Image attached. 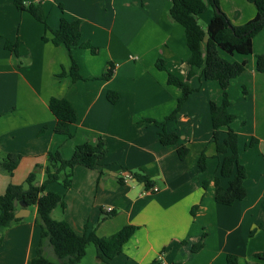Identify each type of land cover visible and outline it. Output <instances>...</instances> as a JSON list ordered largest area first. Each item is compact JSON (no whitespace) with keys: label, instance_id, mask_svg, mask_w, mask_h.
<instances>
[{"label":"crops","instance_id":"crops-1","mask_svg":"<svg viewBox=\"0 0 264 264\" xmlns=\"http://www.w3.org/2000/svg\"><path fill=\"white\" fill-rule=\"evenodd\" d=\"M23 1H42L51 29L63 17L79 20L81 42L98 52L53 45L44 24L19 11L14 0H0V164L9 154L22 156L13 175L0 168V194L10 185H24L36 166L47 165L49 153L69 159L77 145L103 138L107 157L101 166H76L69 189L62 181L49 186L64 200L53 212L55 220L85 236L110 237L125 226L137 227L112 264H228V255L237 256L239 264H264L257 257L264 254V73L257 70L264 29L254 38L252 55L232 58L246 63V71L229 86L228 111L235 117L231 129L239 137L247 196L225 206L217 202L216 183L226 188L232 178L221 176L224 156L217 153V144L227 138L228 129L212 141L210 111L212 102L222 103V90L187 63L185 31L169 14L171 0ZM223 11L234 25L257 15L248 0H233L230 12ZM213 16L214 10L201 15L203 28ZM6 41H19L18 58L5 49ZM72 59L82 77L76 82L70 76ZM110 63L113 76L106 80L102 77ZM170 74L193 92L170 84ZM111 93L118 95L115 103ZM52 98L67 99L76 111L71 137L55 133ZM182 98L175 120L164 126L147 121H164ZM163 133L177 135L178 141L164 145ZM252 139L258 142L250 146ZM180 146L189 150L184 160L178 156ZM203 153L204 171L198 165ZM135 173L148 176L154 190L136 181ZM44 178L42 168L38 183ZM28 210L4 232L0 264H31L36 257L41 228L37 207ZM200 243L203 247L195 251ZM44 254L57 263L48 244ZM78 264H101L94 244L87 245Z\"/></svg>","mask_w":264,"mask_h":264},{"label":"trees","instance_id":"trees-1","mask_svg":"<svg viewBox=\"0 0 264 264\" xmlns=\"http://www.w3.org/2000/svg\"><path fill=\"white\" fill-rule=\"evenodd\" d=\"M248 1L257 8V15L244 25H234L231 22L227 14L220 9V0H208V2L205 0H171L169 10L171 18L184 28L190 52L187 63L193 69L200 70L205 80L218 82L222 90V103L217 105L212 102L210 111L213 125L211 140L216 142L221 130L228 129L227 138L223 143L217 144V153L224 156L221 163V176L232 178L226 188L216 183L217 202L225 206H232L247 196L245 187L247 171L240 162L238 134L231 129L235 117L228 111L230 106L228 90L232 80L246 71L245 62L232 60V58L252 55L254 38L264 29V0ZM14 3L19 11L29 13L34 19L45 25L46 31L52 35L53 45L65 46L70 52L75 48H83L97 54L96 48L81 42V22L79 20L70 21L63 17L59 27L51 29L42 1L29 5H26L23 0H14ZM209 7L213 8L214 16L207 27L203 28L199 24V16L203 15ZM43 41H49L46 35L43 37ZM5 49L18 58L19 41H6ZM161 67L162 62L158 64V68ZM257 70L264 73V55L257 57ZM70 76L74 82L82 79L79 66L74 59H72ZM112 76L113 65L110 63V68L102 78L109 80ZM169 83L181 90L193 92L172 74H170ZM109 97L112 103L118 99L117 93H111ZM185 100L186 98L180 99L178 108L164 121L159 122L151 119L147 121L156 126H164L169 121L175 120ZM49 109L56 119L55 133L71 137L70 127L77 120L76 111L71 103L64 98H52L49 102ZM177 141L178 136L175 134L163 133L161 135V143L164 145L175 144ZM257 142V139H252L250 146ZM188 151L187 147L180 146L178 149L179 158L184 160ZM106 157L107 146L103 138H100L96 144L85 142L75 147L74 154L69 159H64L59 152L49 153L47 165L45 167L36 166L24 185H10L4 194H0V247L3 243L4 232L22 221V218L15 217L20 206L16 207L14 202L18 201L26 203L28 207H37V224L41 228V242L31 264H78L86 254L87 245L91 243L98 250V259L101 264H112L113 259L123 252L124 246L131 240L138 228L128 225L110 237H99L95 232L88 236L79 235L67 222L57 221L53 218V212L57 207L64 206V200L61 195L48 190L49 186L60 181L65 189H69L76 166H84L93 170L101 166ZM21 159V155L9 154L0 164V168L13 175ZM206 163L207 157L203 153L198 161L201 170H206ZM42 168L45 178L39 184V170ZM133 177L136 181L144 183L147 190H154V183L148 176L135 173ZM196 209L197 207L193 208V215ZM109 214L114 215V212ZM254 234L255 231H252L251 236ZM45 244L52 248L58 263L45 256ZM202 247L203 243H200L194 247V250L197 251ZM257 257L264 261V254H258ZM227 261L228 264H239V259L235 255H228Z\"/></svg>","mask_w":264,"mask_h":264},{"label":"rangeland","instance_id":"rangeland-1","mask_svg":"<svg viewBox=\"0 0 264 264\" xmlns=\"http://www.w3.org/2000/svg\"><path fill=\"white\" fill-rule=\"evenodd\" d=\"M232 4H233V0H220V9L223 11V8H226V9L229 8V12H230V7L232 6ZM251 6L255 7L253 4H251ZM255 9H256V7H255ZM208 11L213 12V8L209 7ZM205 15H207V14H205ZM199 24L201 26H203V24H204L201 16H199ZM93 247L94 246H92L91 249H94ZM55 259L57 260V258H55ZM54 262H56V261H54ZM57 263H58V260H57Z\"/></svg>","mask_w":264,"mask_h":264},{"label":"water","instance_id":"water-1","mask_svg":"<svg viewBox=\"0 0 264 264\" xmlns=\"http://www.w3.org/2000/svg\"><path fill=\"white\" fill-rule=\"evenodd\" d=\"M14 205L20 206V209L16 211L15 217L16 218H25L29 214L28 206L26 203L21 202L19 203L18 201L14 202Z\"/></svg>","mask_w":264,"mask_h":264},{"label":"built area","instance_id":"built-area-1","mask_svg":"<svg viewBox=\"0 0 264 264\" xmlns=\"http://www.w3.org/2000/svg\"><path fill=\"white\" fill-rule=\"evenodd\" d=\"M156 191V190H155ZM109 211H112V209H108Z\"/></svg>","mask_w":264,"mask_h":264}]
</instances>
